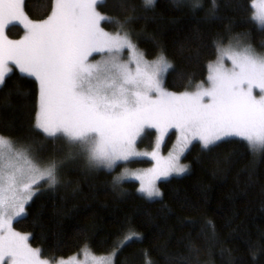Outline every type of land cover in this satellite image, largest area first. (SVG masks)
Returning <instances> with one entry per match:
<instances>
[{
    "label": "snow or ice",
    "instance_id": "snow-or-ice-1",
    "mask_svg": "<svg viewBox=\"0 0 264 264\" xmlns=\"http://www.w3.org/2000/svg\"><path fill=\"white\" fill-rule=\"evenodd\" d=\"M250 4L253 11L246 23L254 22L264 32V0H259L258 10L257 0ZM189 7L194 12L204 7L203 0H189ZM121 8L123 15L109 16L98 0H49L46 15L32 19L25 0H0V89L14 70L33 78L36 135L41 142L64 146L61 155L54 150L44 156L31 140L0 132V264H67L43 257L42 249L28 242L29 233L12 224L24 215L41 185L56 190L68 161L80 159L89 170L111 172L117 161L150 156L151 167L131 175L139 180L137 191L152 200L161 197L158 177L190 170L181 160L194 141L201 151L211 152L237 137L254 156L264 155V51L255 49L250 34L233 33V24L226 23L224 32L210 39L215 59L206 63V78L193 82L189 75L184 89L173 91L165 86L175 58L164 44L163 26L148 30L149 22L157 21L155 0H121ZM218 9V0H210L204 20L219 19ZM105 20L114 28L106 29ZM17 24L23 33L13 39L8 31ZM141 39L155 48L151 59L140 48ZM190 40L198 43L184 56ZM208 46L197 28L177 44L176 55L191 62ZM175 75L184 77L182 72ZM148 129L155 130V140L151 151L141 153L137 138L149 134ZM169 129L175 130L176 139L167 155H161ZM124 175L126 171L113 177L114 187ZM182 207L195 205L182 202ZM138 237L140 233L129 229L124 240ZM222 251L229 253L226 264H237L231 249ZM261 251L264 247L257 242L249 243L253 260Z\"/></svg>",
    "mask_w": 264,
    "mask_h": 264
},
{
    "label": "trees",
    "instance_id": "trees-1",
    "mask_svg": "<svg viewBox=\"0 0 264 264\" xmlns=\"http://www.w3.org/2000/svg\"><path fill=\"white\" fill-rule=\"evenodd\" d=\"M218 3L220 18L206 22L204 14L210 0H203L204 7L194 12L189 0H155L157 21L149 22L148 30L163 26L164 44L169 56L175 58V68L167 74L165 84L170 90H183L189 75L193 82L206 78V63L215 59L210 39L223 33L226 23L233 24V33L248 32L253 46L263 48L264 32L254 22L246 23L251 18L250 0ZM99 4L109 16L123 15L121 0H102ZM48 5L49 0H25V11L32 19H41ZM102 24L106 29L114 28L107 20ZM197 28L209 46L201 49L198 60L189 62L184 56L198 41L186 43L184 56L176 55V47ZM22 31L17 24L8 35L18 37ZM139 46L149 59L155 55L150 41L141 39ZM176 72H182L183 79H176ZM9 90L11 94L5 97ZM35 108L34 79L14 70L0 89V132L19 141L31 140L41 155L54 150L61 155V142H41L36 135ZM147 133L141 136L139 145H152L154 131ZM172 134L164 148L169 146ZM239 139L229 138L236 142L223 143L211 152L201 151L199 143L194 142L183 155L190 170L159 181L161 197L152 200L137 191L136 181H121L118 187L112 183L122 167L146 166L151 163L148 159L119 163L111 172L89 170L80 159L68 161L56 190L41 185L39 194L26 205L25 214L12 225L29 233L30 245L40 247L42 256L48 259L65 257L89 246L95 253L116 249L114 264H226L229 253L222 249H231L237 264H264V251L255 260L249 254L250 242L264 247V155L254 156ZM182 202L195 207H182ZM129 229L140 233V237L120 245Z\"/></svg>",
    "mask_w": 264,
    "mask_h": 264
},
{
    "label": "rangeland",
    "instance_id": "rangeland-1",
    "mask_svg": "<svg viewBox=\"0 0 264 264\" xmlns=\"http://www.w3.org/2000/svg\"><path fill=\"white\" fill-rule=\"evenodd\" d=\"M101 1L102 0H98V2H101ZM258 9H259V0H257V9L256 10H258ZM252 11H253V9H252ZM22 33H23V31H22ZM19 36L18 37H14V38L11 37V38L16 39V38H19ZM256 50L257 51H264V47L262 49H256ZM148 130H153L154 131V138H153V141H152V145L150 147L143 146V145H139V141H140V138L141 137H138L137 138V143H136V148L141 153H143L145 151H151V148H152L153 143H154V140H155V135H156L155 130L154 129H148ZM171 131H172L173 134L171 135V140H170L169 146H167L166 148H164V144L166 142V139L169 137V133ZM142 135H143V133L141 134V136ZM230 138H237V137H230ZM175 139H176L175 130L174 129H169L168 132L165 133V138H164V140L160 144L159 152H160L161 155H167L169 149L173 147L174 142H175ZM194 142H198V141H194ZM187 150L188 149H186L185 152ZM137 159H148V160L151 161V163L149 165H146V166L138 165V166H135V167H128V166L122 167L116 173V175H119V174H121L122 171H126L127 172V175H124L122 177L121 181H127V180L136 181L138 183V186H139V180L136 179L135 176L131 175V173H133V172H143L144 170H146V169H148V168L151 167L153 161H152V158L150 156H146V155H139V156L130 157L127 161L137 160ZM127 161H117L116 162V165L119 164V163L127 162ZM181 162H184L183 161V156H182ZM171 176H177V175L170 174L168 177H158L156 179L157 186L159 187V185H158L159 181H161L163 179H166V178H169ZM17 231H19V230H17ZM19 232H22V231H19ZM28 238H29V236H28ZM123 241H124V239L119 244L121 245V243ZM115 252H116V249H114L113 251H110L108 253H95L94 251H92L89 248V246H84L79 251H77V252H75V253H73L71 255H68V256H65V257H58V258H55V259H63V260H65L67 262V264H109V261L110 260L112 261V264H114V254H115Z\"/></svg>",
    "mask_w": 264,
    "mask_h": 264
}]
</instances>
